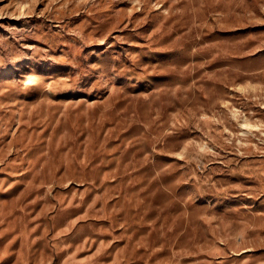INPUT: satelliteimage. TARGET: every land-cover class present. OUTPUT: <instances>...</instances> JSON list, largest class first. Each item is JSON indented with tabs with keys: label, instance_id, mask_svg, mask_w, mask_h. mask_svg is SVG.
Masks as SVG:
<instances>
[{
	"label": "rangeland",
	"instance_id": "obj_1",
	"mask_svg": "<svg viewBox=\"0 0 264 264\" xmlns=\"http://www.w3.org/2000/svg\"><path fill=\"white\" fill-rule=\"evenodd\" d=\"M0 264H264V0H0Z\"/></svg>",
	"mask_w": 264,
	"mask_h": 264
},
{
	"label": "bare ground",
	"instance_id": "obj_2",
	"mask_svg": "<svg viewBox=\"0 0 264 264\" xmlns=\"http://www.w3.org/2000/svg\"><path fill=\"white\" fill-rule=\"evenodd\" d=\"M30 81H32V79H29V80H28V83H29Z\"/></svg>",
	"mask_w": 264,
	"mask_h": 264
}]
</instances>
